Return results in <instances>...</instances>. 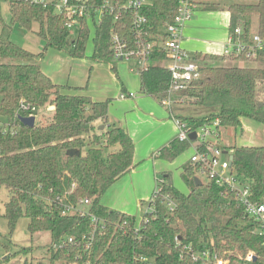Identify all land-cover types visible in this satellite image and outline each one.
I'll return each mask as SVG.
<instances>
[{
    "label": "trees",
    "instance_id": "obj_1",
    "mask_svg": "<svg viewBox=\"0 0 264 264\" xmlns=\"http://www.w3.org/2000/svg\"><path fill=\"white\" fill-rule=\"evenodd\" d=\"M149 1L141 13L146 16L152 33H158L175 15L177 0ZM88 3L94 9L101 0H88ZM197 3L211 10L222 6L218 0ZM8 5L10 24L25 31H32L37 25L35 34L44 43L39 54L14 44L9 36L11 26L2 23L0 14V120L9 123L7 131L0 134V191L4 189L8 194L3 208L0 207V218L6 220L10 235L21 218L28 219L30 235L49 233L48 264H193L179 256V247L189 244L199 248L209 246L219 253L264 252L263 239L254 234L256 224L247 219L234 193L215 182L196 186L198 166L190 160L180 167V177L188 192L177 190L170 174L163 173L156 178L154 188L160 192L151 197L139 223L130 214L100 204L104 193L134 168V143L121 127L108 122L111 100L93 102L88 97L61 94V87L40 69V60L48 49L68 52L74 58L84 57L90 36L87 21L81 20L80 29L72 38L71 31L64 28L52 7L24 0ZM227 11L229 33L240 27L248 38L252 18L256 17V30L264 37V0H234L227 5ZM125 20L115 22L106 14L101 17L93 39L94 60L111 61L112 32L130 38ZM194 59L203 63L201 76L176 96L183 104L205 112H200L203 117L176 118L186 123L191 132L219 121L218 138L202 145L200 150L210 152L214 142L220 145L221 129L236 131L243 120L264 127V96L260 91L264 69L212 65L211 62L228 59L221 54H196ZM10 60L26 62L10 63ZM164 62L165 54L156 45L150 64L139 73L140 94L159 104L167 96L170 82ZM256 62H264V55ZM20 100L38 108L51 107V118L42 126H23L13 119ZM99 126L104 130H99ZM188 146L175 138L154 159L173 162ZM69 150L79 154L68 156ZM224 151L228 157L232 156L230 169L237 181L249 188L252 200L264 203V146H233ZM164 196L174 203L172 212L163 202ZM83 200L88 205L80 206ZM79 206L83 213L71 210L63 213L64 207ZM92 217L98 220L96 225ZM68 238L76 240V244L68 245ZM91 238L87 250L85 242ZM30 250L20 248L11 256ZM140 258H146V262ZM0 264L5 262L0 260Z\"/></svg>",
    "mask_w": 264,
    "mask_h": 264
},
{
    "label": "built area",
    "instance_id": "obj_2",
    "mask_svg": "<svg viewBox=\"0 0 264 264\" xmlns=\"http://www.w3.org/2000/svg\"><path fill=\"white\" fill-rule=\"evenodd\" d=\"M12 1L15 0H0V2L7 3ZM24 1L43 7H52L54 13L61 17L64 28L71 32L74 30L78 32L81 20L84 18L87 23L89 22L93 26V29H96V24L100 22L101 17L105 14L112 16L115 22L126 19L125 24L129 29L130 38L112 32L110 38L111 61L125 62L131 72L139 74L150 64L151 55L155 51V46L158 45L159 49L165 54L163 66L170 75L167 96L161 101V105L168 109L170 114L172 106L183 103L182 100L178 99L176 93L185 89L201 76L202 61L195 60L181 45L184 27L199 8L198 0H177L175 15L170 22L160 28L158 33H152V29L148 27L146 16L141 13L143 8L150 4L149 0H101V3L94 9H92V5L88 3V0ZM220 54L229 60L243 59L246 62H256L259 56L264 55V37L258 32H251L247 38L244 36L242 28L237 27L228 34ZM126 97H133V94L120 95L121 99ZM39 110L40 108L33 104L20 100L13 112V119L20 123V117H32L36 121ZM171 119L177 128L176 139L179 142L188 143L193 149L189 160L198 166L197 177L205 178L207 182H215L219 186H226L234 193V199L243 209L247 219L256 224L254 234L263 239L262 246L264 248V203L252 200L249 188L242 186L237 181L230 169L229 157L222 159V156L227 155V152L217 142L213 143L210 152L199 149L202 145L210 142L209 137L218 138L219 121L214 120L203 125L195 132H191L186 123L181 122L173 115ZM8 124L6 121H0V134L7 131ZM191 133H195L194 141L189 139ZM1 155L0 150V162ZM159 192L160 189L156 187L152 198H155ZM56 200L59 201L60 198L56 197ZM163 202L166 204L167 209L172 212L174 203L171 198L164 196ZM81 205H88V201L83 200ZM80 206L77 208L64 207L63 213H69L70 210L83 213ZM91 220L94 225L98 222L95 217H92ZM91 241L92 238L85 242L87 250L91 245ZM67 244L75 245L76 240L68 238ZM179 248L180 259L183 261L188 259L193 264H264V252L256 254L249 251L245 255L231 252L219 253L209 246L199 248L192 244L181 245ZM140 261L146 262V258H140ZM86 264H89V262H86Z\"/></svg>",
    "mask_w": 264,
    "mask_h": 264
},
{
    "label": "crops",
    "instance_id": "obj_3",
    "mask_svg": "<svg viewBox=\"0 0 264 264\" xmlns=\"http://www.w3.org/2000/svg\"><path fill=\"white\" fill-rule=\"evenodd\" d=\"M230 3H223L221 4L222 6L215 10L203 9L202 5L199 6L192 19L185 25L183 30V40L181 45L188 54L193 57L196 54L220 55L222 46L229 34L230 14L227 11V5ZM90 25L91 24L88 22V28ZM253 26L254 25L252 24V32H257V30L253 29ZM52 51L58 54L62 52L65 54H62L61 56L50 54V57H43L40 60V69L55 85L61 87V94L88 97L93 102L111 100L117 102L120 106L128 104V106L138 113L137 110H139V106L142 103L143 98L146 96L140 94L139 74L131 72L129 66L125 62L94 60L92 58L93 52L90 56L86 55L87 57L74 58L65 51ZM118 65L123 66L124 68L120 70ZM121 94H133V97L121 99ZM153 101L156 103L157 107H160L163 111H161L160 108H154V112L157 113V116L154 114H145L144 117L150 122L162 125V127L169 125V128L166 132L158 136L157 139L151 141L148 146V154H150L149 158H151V156L153 157L161 148L169 145L176 138L175 135L177 128L171 119V116H180L174 113V106H172L170 114L164 106L157 103L155 100ZM111 113L112 107L108 106V122L121 127L134 143V168L128 174L117 180L104 193L100 199V204L111 210L130 214L131 194H133L136 199H145L149 197L151 192L149 198L150 201L158 174H170V171L167 169L161 170V167L157 166L156 170L161 171H153L154 186L150 171H147L143 175L144 184L136 179L137 177L135 175H138V169H136V167L138 164L134 162L137 154L135 132L130 126L129 121H126L125 119H121L118 123L112 121L114 118L111 116ZM181 116L187 117L191 115L188 114ZM198 117H203V115H198ZM221 130L220 135L222 136ZM234 132L236 134L235 138L236 136L238 137L239 144H234L233 146L241 147L256 145L257 140L253 134L251 124L242 121L241 127L236 131L234 130ZM221 136L219 143L222 146ZM179 172L181 173V170H179Z\"/></svg>",
    "mask_w": 264,
    "mask_h": 264
},
{
    "label": "rangeland",
    "instance_id": "obj_4",
    "mask_svg": "<svg viewBox=\"0 0 264 264\" xmlns=\"http://www.w3.org/2000/svg\"><path fill=\"white\" fill-rule=\"evenodd\" d=\"M221 4L230 3L233 0H218ZM241 1V0H240ZM0 14L2 18V23L4 25L11 26L10 32V41L14 44L18 45L19 47L24 48L25 50L33 53L39 54L43 52L44 43L41 39L37 37L35 31L37 30V25L32 27V31H25L19 28L17 25L10 24V11L9 5L7 2H1L0 4ZM253 29L256 30L257 27V18H252ZM252 28V27H251ZM2 29V24L0 23V33ZM90 29V36L86 43L85 47V55L90 56L94 49V29L93 26H89ZM77 31L74 30L71 32V37L75 38ZM56 51V50H55ZM51 52V53H49ZM52 50L48 49L47 53L45 52L43 57H50V54L54 55H62L65 53H55ZM61 52V51H60ZM67 53V52H66ZM87 53V54H86ZM10 63H19V62H26V61H18V60H10ZM115 62V61H114ZM214 66L218 67H249V68H257V69H264V62H246V61H238V60H229L225 59L222 61L212 62ZM122 65V64H121ZM118 68L122 70L124 67L119 66ZM262 96H264V84L260 88ZM112 107L111 116L114 118L112 121L118 123L121 119H125L129 121L130 126L133 128L136 137V157L135 161L138 165L136 169H138V175H135L142 184H144L143 175L147 172H151V177L154 186L153 180V171H155L158 167L160 169H167L170 171L171 182L173 186L179 190L181 193L186 194L188 192V188L185 183L182 181L180 177V167L183 163L189 160L190 155L193 152L192 147L188 146V148L180 154L173 162L166 161L164 159H154V156L149 158L148 154V146L152 140L157 139L158 136L166 132L169 128V125L163 126L155 123L150 122L148 119L144 117L145 114H154V108L157 107L156 103L148 97L143 98L142 103L139 106L138 113L135 112L133 108L127 105L120 106L117 102L110 101L109 107ZM166 109V108H165ZM161 111H163L160 108ZM169 111L168 109H166ZM174 113L177 115H201L200 112H205L204 109L192 107L188 104H176L173 107ZM217 109H214L216 111ZM212 111V110H210ZM39 115L35 121V126H42L44 125L52 116V108L49 106H45L44 108H40ZM157 116V115H156ZM3 122L2 120H0ZM244 123H248L252 125L253 134L257 140L256 145L254 146H264V127L254 123L249 120H243ZM104 130V127L102 131ZM222 136V146L223 148H231L234 144H239L238 137L235 138V132L233 129H224L221 130ZM177 136V130L176 135ZM209 141H212L213 138L209 137ZM229 156V154H227ZM227 155L222 156V159H227ZM135 163V164H136ZM158 163V165H157ZM156 170V171H161ZM158 177H161V173L158 174ZM199 180L202 183H207L205 178L199 177ZM153 192V191H152ZM151 192L148 198H134L133 194H131V212L130 215L134 216L136 222H140L147 212V205L150 198ZM8 194L7 192L2 189L0 191V207L2 204L7 200ZM28 219L21 218L18 220L14 231L10 235L9 229L7 227L6 220L4 218H0V260H3L5 264H48L49 263V253L47 252V246L50 243V235L47 232H39L33 235H30L27 231ZM20 248H31L28 253H17L15 256H11ZM10 255V257H8ZM8 258V261L6 260ZM55 264H61V262H55Z\"/></svg>",
    "mask_w": 264,
    "mask_h": 264
},
{
    "label": "water",
    "instance_id": "obj_5",
    "mask_svg": "<svg viewBox=\"0 0 264 264\" xmlns=\"http://www.w3.org/2000/svg\"><path fill=\"white\" fill-rule=\"evenodd\" d=\"M19 121L25 127L32 128L35 125V120L32 117L31 118H21L20 117ZM102 129H103V126H99V130H102ZM189 139H190V141H194L195 140V133H191L189 135ZM78 154L79 153L75 150H69L67 152L68 156H73V155H78ZM231 164H232V156L229 157V166H231ZM194 182H195L196 186H200L202 184V182L198 178H195Z\"/></svg>",
    "mask_w": 264,
    "mask_h": 264
}]
</instances>
